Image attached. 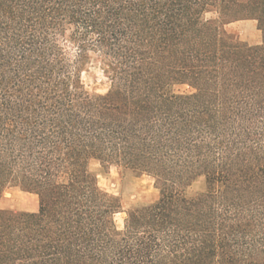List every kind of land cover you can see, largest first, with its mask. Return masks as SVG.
Here are the masks:
<instances>
[{"label":"trees","instance_id":"trees-1","mask_svg":"<svg viewBox=\"0 0 264 264\" xmlns=\"http://www.w3.org/2000/svg\"><path fill=\"white\" fill-rule=\"evenodd\" d=\"M239 19L261 44L226 30ZM93 58L104 94L82 83ZM91 160L159 197L118 229ZM11 186L39 205L0 210V264H264V0H0V198Z\"/></svg>","mask_w":264,"mask_h":264},{"label":"rangeland","instance_id":"rangeland-1","mask_svg":"<svg viewBox=\"0 0 264 264\" xmlns=\"http://www.w3.org/2000/svg\"><path fill=\"white\" fill-rule=\"evenodd\" d=\"M206 20H217L218 15L212 11L204 15ZM226 30L233 34L239 41L250 46L261 44L262 32L257 28L254 19H239L225 25ZM258 41H254L255 38ZM71 53L73 47L68 48ZM82 83L87 91L94 94H104L109 88V80L104 74L98 58L83 70ZM174 90L177 93H191L194 91L187 85H177ZM91 172L96 178L99 188L107 194L118 199L120 210L114 219L118 229H122L126 212L143 205L150 204L159 197L154 179L146 174L134 175L114 165L102 166L97 160H91L89 164ZM205 181L203 178L196 180L188 189V195L192 196L204 191ZM0 210L34 211L38 209V196L23 191L18 186L8 187L2 194Z\"/></svg>","mask_w":264,"mask_h":264},{"label":"crops","instance_id":"crops-1","mask_svg":"<svg viewBox=\"0 0 264 264\" xmlns=\"http://www.w3.org/2000/svg\"><path fill=\"white\" fill-rule=\"evenodd\" d=\"M254 41L257 42V41H258V38L256 37V38L254 39ZM1 202H3V199L0 200V203H1ZM34 211H36V210H34ZM30 212H32V211H30Z\"/></svg>","mask_w":264,"mask_h":264}]
</instances>
